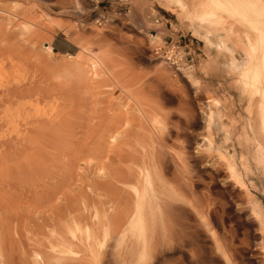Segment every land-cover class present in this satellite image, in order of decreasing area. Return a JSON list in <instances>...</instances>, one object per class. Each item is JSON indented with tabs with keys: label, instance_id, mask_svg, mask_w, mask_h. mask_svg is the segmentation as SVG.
Here are the masks:
<instances>
[{
	"label": "rangeland",
	"instance_id": "1",
	"mask_svg": "<svg viewBox=\"0 0 264 264\" xmlns=\"http://www.w3.org/2000/svg\"><path fill=\"white\" fill-rule=\"evenodd\" d=\"M180 8L173 0H0L1 264L137 262L136 248L126 258L116 238L109 248L101 235L94 241L86 231L101 206L97 195L107 194L109 180L130 164L134 140L146 129V106L154 102L176 125L168 148L184 153L195 190H208L212 200L202 214L190 215L197 225L196 244L187 239L194 242L192 261L180 248H165L157 234L156 254L139 248L138 263L174 264L184 256L183 264H227V249L238 264H264V156L249 131L240 75L245 54L234 48L237 67L231 68L193 30L194 43L180 41L193 53L202 40L207 55L179 69L168 65L153 47L177 39L163 33L165 22L174 30L193 29ZM225 26L236 35L245 27L238 17ZM208 31L212 39L224 35ZM102 50L112 74L100 67L87 72L89 54ZM231 116L234 141L228 139ZM116 130L120 139L108 140L105 134ZM86 203L94 206L87 214ZM89 250L98 252L96 262Z\"/></svg>",
	"mask_w": 264,
	"mask_h": 264
},
{
	"label": "bare ground",
	"instance_id": "2",
	"mask_svg": "<svg viewBox=\"0 0 264 264\" xmlns=\"http://www.w3.org/2000/svg\"><path fill=\"white\" fill-rule=\"evenodd\" d=\"M173 1L182 8L180 9L184 13V18H186L198 35H203L209 39L211 36L209 37L210 31L208 29L212 28L215 31H224L223 36L214 37L217 40L213 44L216 46L217 55L223 54L228 58L229 65L232 66L231 68L237 67V60L232 49L227 47V42H232L235 48L244 52L245 61L240 69V75L245 83L247 95L246 112L249 117V131L252 140L256 144L255 146L257 149L260 147L261 154L264 156V0ZM222 12L226 13L228 17L224 18L221 16L223 15L221 14ZM237 17L240 18V21L245 26H243V31L238 35L235 34L232 26L228 29L225 26L230 20H235ZM48 48L52 52V49ZM110 62L111 59L108 57L106 51L92 52L89 54L90 69L87 72L90 70V72L96 73V68L100 67L103 71H110L109 73L112 74L111 68L113 67L109 65ZM80 69H77V71ZM145 111L146 129L144 132H140L141 136L138 135L137 139L135 138L136 140H134L136 145L135 151L132 152L131 150L132 155L127 159V162L130 164L128 163L129 165L123 168L118 176L114 177L113 175L112 177L114 178L111 181L109 180L110 184L107 186L110 188V191L105 185L106 190L109 191L107 194H98L103 191V187L101 188L100 186H97V188L99 187L101 191H97L99 188L94 190L96 193L98 192L97 197L100 201L95 200L101 205L99 209L92 211L90 208L94 206H89L88 203L83 206L82 211L86 214L92 211V224L90 229L86 231V236L94 240L98 235H101V241L108 242L109 240L110 243L116 238L118 243H115L118 244L119 255L122 254V256L127 254L129 249L136 248L135 252L139 255L134 254L132 252L133 249L130 252L136 255L138 259L134 264H139L138 262L141 258L138 256L142 257L139 248L142 250L148 248L149 255L151 257L154 256L156 254V250L153 249L154 244L156 245L159 242V240L156 241L157 234H161L160 237L163 240L165 248H180L182 253H185V256L189 257L192 261L191 249L193 247L191 246L194 242L195 244L197 242L195 240L197 225L190 221V215L196 216L202 214L204 209L201 206L204 203H209L212 197L208 190L207 193L206 190L202 193L195 190L194 177L188 171V160H186L184 153H176L174 149L168 148L167 139L176 128V125L171 122L168 123L167 117H165L167 115H164L162 105L157 102L148 103ZM208 115L210 119L211 114L209 113ZM230 120L231 127L228 131V139L234 141V118L231 116ZM121 135V132H117V130L113 132L108 131L105 134L110 141L119 140ZM229 151L231 153L229 155L234 157L232 147H230ZM230 163L231 160L228 162V166ZM243 168H246L243 172L245 177H247L250 170H247L249 166L245 161ZM168 176H171V179ZM112 177L108 176L107 179ZM232 178L235 177L232 176ZM235 182L239 184L240 188L245 187V184L239 180ZM253 182L256 184L255 180ZM181 186H186L189 190L186 193L180 192L178 188ZM105 188L104 192L106 191ZM70 220L76 224L77 218L71 216ZM69 231L73 237L77 236V234H74L77 231L76 226L70 227ZM188 237L193 238L194 242L188 243ZM108 245L110 248L112 243L110 245L108 242ZM227 252V249L223 251V254L228 256L225 255L227 257V264H238L233 260L230 252H228L229 255ZM88 254L92 258L91 262L92 260L96 262L98 252L89 250ZM128 255L127 257H130ZM35 258L36 261L42 259L40 256H36ZM184 258V256H179L175 259L177 262L174 260V264H183ZM146 259L148 258L146 257ZM55 261V264H61L59 260ZM119 261L118 263L120 264L121 261ZM44 262H40L39 264L49 263V261L47 263Z\"/></svg>",
	"mask_w": 264,
	"mask_h": 264
},
{
	"label": "built area",
	"instance_id": "3",
	"mask_svg": "<svg viewBox=\"0 0 264 264\" xmlns=\"http://www.w3.org/2000/svg\"><path fill=\"white\" fill-rule=\"evenodd\" d=\"M153 52L176 69L192 62L194 58L190 43L181 42L180 39L164 41L162 45L154 46Z\"/></svg>",
	"mask_w": 264,
	"mask_h": 264
},
{
	"label": "crops",
	"instance_id": "4",
	"mask_svg": "<svg viewBox=\"0 0 264 264\" xmlns=\"http://www.w3.org/2000/svg\"><path fill=\"white\" fill-rule=\"evenodd\" d=\"M193 30L194 29H186L185 30L182 28H178V29L174 30V29H172L171 25H168L166 22H165V25L163 27V33L166 32L167 36H169L171 38H177V39H179L181 37L188 38V39L192 38L193 43H194V39H198V38H195V36H193ZM194 32H196V31L194 30ZM206 39L212 44V46H214V51L216 53V46L213 43H215L216 42L215 40H217V39L216 38H214V39L206 38ZM227 47L229 49H232V52L235 50L234 49L235 45L230 41L227 42ZM194 48H196V50L193 51L192 55L196 61H199L201 58H204L207 55V52L209 51L208 48H204V44H203L202 40H196ZM220 59H222V57H220ZM222 60H220V61H222Z\"/></svg>",
	"mask_w": 264,
	"mask_h": 264
}]
</instances>
